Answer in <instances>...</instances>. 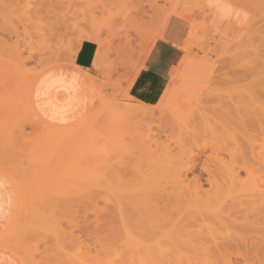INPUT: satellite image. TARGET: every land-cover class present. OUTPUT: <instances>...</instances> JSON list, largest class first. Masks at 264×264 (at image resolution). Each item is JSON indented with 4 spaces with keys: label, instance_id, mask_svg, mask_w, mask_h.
Wrapping results in <instances>:
<instances>
[{
    "label": "rangeland",
    "instance_id": "1",
    "mask_svg": "<svg viewBox=\"0 0 264 264\" xmlns=\"http://www.w3.org/2000/svg\"><path fill=\"white\" fill-rule=\"evenodd\" d=\"M220 1L225 4L224 16L227 22H220L224 27L229 28L234 24L242 25L246 14H248L249 21L240 37L228 38L213 26L210 14L213 15V19L215 15L213 12L209 14L206 11L205 0H0V264H141L140 258L130 255L125 245L128 239L146 243L150 236L146 237V240L142 239L144 236L134 229L137 223L134 222L136 223L134 225L131 221H137L141 227L151 228L154 231L153 235L155 234L154 239L151 240L165 242L166 246L168 241L170 244V234L173 236L172 239L177 238L175 233L168 232L172 222H174L173 226L176 224L175 226L179 229L184 227V224L188 225L194 222L200 224L202 216L208 220L215 219L213 220L215 223L219 221L213 211L205 212L208 210H202L201 204V209H199L198 201L196 204L185 202L184 206L179 204L172 207V203L176 201V197L181 196V192H173L170 187V184L173 183L169 180L174 177L171 175H174L171 171L173 168L176 171L184 169L181 168V165H185L190 158H193L189 162L188 167L190 168L187 172L184 171L187 167L182 170L188 174V182L195 180L198 182L200 179L204 192L211 191V186L213 188V185L215 186L217 183L215 179L220 183H227L229 186L227 178L231 173L228 172L229 174L224 178L223 172L227 174L228 169L233 172L232 170H243L244 167H246V171L252 170L254 167L252 164L255 165L258 154H252L251 145L254 147L258 145L255 149L264 145L257 144L258 141L264 143L261 142L264 134H261L258 127L260 125L256 122L258 121L256 119L260 118L259 120L264 124V107L260 106L263 101L258 102V99H261V95L264 94L260 84V81L264 79V8L260 9L264 7V1L248 0L251 4L249 8L241 6L243 0ZM198 7L203 8L202 11ZM184 9L190 12H184ZM197 9L200 11L198 14ZM191 11L195 13H191ZM187 13L190 15H185ZM156 17L159 19L161 17L162 22L159 19L157 21ZM176 17L187 19L191 26L188 41L183 48L184 57L178 68L174 69L170 85L157 105L149 106L136 102L128 93L131 79L140 69L156 39L163 38L162 32L168 20ZM193 19L196 25L193 24ZM84 41L95 42L98 45L93 71L83 70L74 63V56ZM207 42H210V46ZM228 43L232 45L239 43L241 54L239 50L237 51L239 55L235 54V57L223 52L226 51L224 47H227ZM249 44L254 47L253 50L260 51L259 57L258 55L253 56L254 53L250 54L251 58L257 57L248 59V62H251L250 67L246 60L248 55L244 53ZM232 49L236 50L235 47ZM210 50L215 52L210 53ZM205 53L208 57H212L211 60H208V57L203 60V57L207 56ZM231 57L234 59L229 60ZM197 58L201 60H197ZM203 61L204 63L201 64L200 62ZM217 62L220 66L217 64L216 66L222 70H217L218 67L215 66ZM226 62L230 64V67L234 64L232 68L235 67L234 70H237L238 77L241 78L237 79V82L234 81L237 74H233V71L230 72L229 68L230 74L224 76L230 75V77L226 76L227 78L220 79L225 73L223 67L227 65ZM244 65L245 67L241 69ZM257 67H261L259 68L261 74ZM249 68L253 70L249 71ZM217 71L221 72L217 73ZM248 77L251 78L248 79ZM259 77L260 79H258ZM224 78L228 80L231 78L234 82L231 85L230 83L229 85L224 84L226 83V80L222 82ZM220 80L221 82H217ZM251 87L258 89L259 98L255 96L257 89L250 90ZM208 89H212V92L215 91L214 94H211L212 96L218 95V92L221 94L222 91L225 95L228 93L233 97H230L231 99L236 100L237 106L247 112H250L252 108L246 107L251 102L253 108L257 110L260 108L263 111H260L262 116L257 117L258 111L253 109L252 114H256L257 117L256 119L254 117V120L251 119L253 126L251 124L247 125L248 127L243 126L244 124L241 122H237V125L234 126L219 123L222 127L227 126L228 128L222 129L221 127L220 129L217 127L220 126L218 124L216 129L209 127L206 132L208 127L203 125L207 128L204 131V128L201 127L200 133L198 127L202 126L204 119L214 118L213 112L207 109L209 104H206V95L208 94L209 97V93H212ZM247 89H249V93ZM243 102L245 106H243ZM250 104L249 106H251ZM134 106L141 108L142 111L162 108L158 112L156 111V118L150 123L149 121L144 122L145 124L149 123L148 125L129 121L126 126L124 124V127L120 121V114ZM164 108L166 109L164 110ZM205 113L206 116H204ZM193 116H198V118L195 120ZM199 117L203 121H197L200 119ZM196 123L199 124L198 127ZM121 124L122 126H120ZM165 124L168 125L165 126ZM210 129L212 131L209 132ZM196 131L197 133H195ZM225 133L227 139L224 136ZM249 134L256 138L251 136L250 140ZM143 136L144 139L146 138L145 141ZM223 138L226 140L225 142ZM151 139L155 143L150 141ZM230 141L237 143L232 144ZM251 141H254L256 145ZM157 143L164 147L166 154L168 151L170 152V146H172L173 151L171 150V155H168V157L171 156V158L169 157L171 160L166 158V154H164L166 157L162 155L163 147L161 146L160 149L159 146H156ZM117 144L122 149L116 147ZM213 146L214 148H212ZM220 147H223V150ZM225 147L226 150L228 148L229 151L226 152L229 153L223 154ZM215 148L219 149L218 152L214 150ZM147 149L149 151L143 154ZM220 149L222 152H219ZM118 150L119 153L116 155L115 152ZM152 150L155 154H151L154 155V158L157 157L155 159L151 154H148ZM158 150L162 152H160L162 156L159 155ZM259 150L255 154L259 153ZM238 151L243 155L237 156ZM111 152H114L115 155ZM118 155L119 157H117ZM163 157L166 158L164 160L166 165L173 164L172 169L169 168L171 164L164 166L165 163L156 162L163 160ZM235 157H237L236 160ZM244 158L245 162L248 159L250 161L243 163V166L241 161ZM252 158L255 161H252ZM217 159L221 163H228V168L224 166L226 164L222 163L224 169L221 163L218 164ZM237 159L239 160L237 161ZM257 163V166H260L259 162ZM204 165H208L207 167L213 169V172L207 173L208 169ZM165 167L170 171L169 173L167 170L171 178L163 169ZM255 167L253 170H256ZM157 168L159 171L156 170ZM220 169L221 175L218 173ZM156 171L160 173L157 174ZM164 172H166L168 180L163 178L166 176L163 175ZM252 172L250 175L254 174V176H248V178L249 171L248 174L245 171H239L241 175L239 180H243L244 184L245 181H248L249 184H255L257 181V184L262 186L264 174L260 175L262 173L260 171L256 172L257 174ZM117 174L123 178V180L120 178L122 181L117 177ZM147 175V182L140 178ZM209 177L212 178L210 181ZM149 178L154 183H149ZM207 180L211 184L210 186ZM166 181L167 184L164 183ZM192 183L189 185L190 189L194 191L193 187L196 182ZM244 184L240 183V187L237 183L233 184L236 188L232 186V189L238 190L241 186L244 188ZM227 185H224L226 189ZM144 186H147L146 189ZM242 188L238 190L240 193L235 190L238 194L235 192L232 194L230 186V189H227L230 190L227 203L232 204L230 198L235 196L237 199V196H240L245 190ZM249 188L251 187L249 186ZM144 189L148 191V194H144L141 198L154 201L153 206L158 204V208L163 209L162 212L165 211L164 214L161 213L163 216L156 219L154 218L156 216H153L152 218L150 212L147 211V206L139 198L137 201L130 200L131 203L126 202L127 199H132ZM242 190L243 192H241ZM207 191L205 193H208ZM182 193L190 198L192 192L186 190L187 194L184 191ZM247 193L245 192V194ZM187 196L182 198L183 201L188 199ZM243 197L246 198V196ZM239 198L241 197H238V200ZM250 198L247 202L249 206L242 198L243 201L240 200L242 204L238 201L240 205L238 208L236 205V208L232 210L230 218L228 215L223 216L222 219H229V222H235L234 224L221 226L218 223L217 227L224 226L221 230L218 228L222 235L225 229L228 233L235 234V236L232 235L234 237L241 236L240 239L251 241L255 248V250L249 248V250H253L251 253L254 254L257 248H261L256 252L264 254V225L260 223L264 222V212L261 214L259 210L262 209L257 208L260 204L259 197L258 200L255 199L258 202L256 208H253L252 203L256 204L257 202L252 201V198L257 197L252 194ZM244 203L246 208H241ZM250 205H252L251 210L257 209L256 211L261 214L260 219H258L259 214L257 215L255 212L252 213L256 215V217L253 216L254 218L252 214L246 213L247 210L251 211ZM139 209L140 211H138ZM205 213L207 214L205 215ZM125 217L127 220L130 219L131 221L128 222L132 224H130L132 229L128 233H123V227H121ZM215 223L212 222V225ZM11 226H14V230L11 229ZM165 229L168 230L165 231ZM237 239L240 242L237 243L241 244V247L245 245L244 243H250L249 241L243 243L242 240ZM232 245L235 246L234 243ZM249 246L251 245L249 244ZM247 248L243 247V252H240L246 253ZM161 250L167 251L166 248ZM249 250L248 253H250ZM215 253L208 258L210 264H226V261L229 264H250L248 260L251 257L246 263L244 261L247 258L244 259L243 254L239 259V255H235L234 252L230 257V253L225 256L219 252ZM253 254L251 255L253 256ZM158 255H160V251H158ZM158 255L153 260L157 261ZM233 255L237 257L235 258ZM253 257L252 262L255 260L257 264L259 260L264 263V260L261 261L258 256H255L258 260ZM159 258L164 261L161 264H170V261L177 264L182 263L170 254Z\"/></svg>",
    "mask_w": 264,
    "mask_h": 264
},
{
    "label": "bare ground",
    "instance_id": "2",
    "mask_svg": "<svg viewBox=\"0 0 264 264\" xmlns=\"http://www.w3.org/2000/svg\"><path fill=\"white\" fill-rule=\"evenodd\" d=\"M155 1V0H154ZM208 0H205V4H206V2H207ZM226 1V0H225ZM264 1V0H263ZM256 2V1H255ZM260 2V1H259ZM150 3V2H149ZM183 3V2H182ZM157 4V3H156ZM241 6H244V7H248L249 8V6L251 5L249 2H248V0L246 1V0H243V1H241ZM263 4V3H262ZM183 6H186V5H183ZM182 6V7H183ZM192 6V5H191ZM194 6V5H193ZM204 7V6H203ZM178 8H179V6H178ZM199 8V7H198ZM247 8V9H248ZM260 8V7H259ZM263 8L264 7H262V8H260V9H262L263 10ZM183 9V8H182ZM191 9H192V7H191ZM199 9H201V8H199ZM199 9H197V14H198V11H199ZM203 9V8H202ZM202 9L200 10V11H202ZM190 10V9H189ZM185 11H187V10H185L184 9V12ZM194 11H195V9H194ZM194 11H191V13L193 12V13H195ZM200 11H199V13H200ZM207 11L209 12V13H211L210 12V10H208L207 9ZM249 11V10H248ZM253 11V10H252ZM187 12H190V11H187ZM251 12V11H250ZM256 12V11H255ZM251 14V13H250ZM185 15H190V13L188 14H185ZM206 15V14H205ZM191 16H192V14H191ZM169 17H171V16H169ZM255 17V16H254ZM157 18V17H156ZM257 18V17H256ZM158 19H159V17L157 18V21H158ZM160 19H161V17H160ZM159 19V21H161ZM194 20V19H193ZM255 20V19H254ZM259 20V19H258ZM156 21V22H157ZM191 21V20H190ZM162 22V21H161ZM251 22V21H250ZM158 23H160V22H158ZM157 23V24H158ZM193 24H195L196 25V22H195V20L193 21ZM195 25H193V26H195ZM208 34V33H207ZM204 35V34H203ZM208 36V35H207ZM214 36V35H213ZM262 37V36H261ZM202 38H203V36H202ZM199 40V39H198ZM208 40V39H207ZM209 40H210V38H209ZM263 40V39H262ZM231 42H233V41H231ZM203 43V42H202ZM208 43V42H207ZM241 43V42H240ZM210 44V42L208 43V45ZM197 45V44H196ZM204 45V44H203ZM243 45H244V43H243ZM247 45V44H246ZM250 45V44H249ZM249 45H248V47H246L247 48V50H246V52H244L246 55H248L247 57H246V55H245V57L247 58L246 60H247V62L249 61V60H251V59H253V58H255V57H250L251 55L250 54H253V56H257L258 55V57L260 56L259 55V52L258 51H256V49L255 50H253L254 49V47H252V45H250V47H249ZM258 45V44H257ZM256 45V46H257ZM205 46V45H204ZM207 46V45H206ZM210 46V45H209ZM245 46V45H244ZM255 46V47H256ZM197 48H198V46H196ZM233 47H235V49L236 50H233L232 48ZM201 48V47H200ZM205 48V47H204ZM225 49H226V51L224 50L223 52H225L226 54H229V55H232V56H234L235 54L236 55H239V53H240V51H242L241 50V46H240V44L238 43V44H236V45H232V44H230V43H228V45H227V47H224ZM249 48H250V50H253V51H251L250 52V50H249ZM264 48V47H263ZM203 49V48H202ZM189 50V49H188ZM207 50H208V48H207ZM239 50V53L237 52ZM202 51H204V50H202ZM214 50H212V52H213ZM210 53H212L211 52V50L209 51ZM215 52V51H214ZM206 55H207V53H205ZM205 54H203L204 56H205ZM241 54V53H240ZM244 55V54H243ZM197 56V55H196ZM195 56V57H196ZM242 56V55H241ZM208 57V55L206 56V57H203V60H204V58H207ZM235 57V56H234ZM264 57V56H263ZM212 58V57H211ZM211 58L210 57H208L207 59L209 60H211ZM225 58V57H224ZM233 57H231L229 60H231ZM257 58V57H256ZM255 58V59H256ZM206 59V60H207ZM226 59V58H225ZM224 59V60H225ZM234 59V58H233ZM249 59V60H248ZM261 59V58H260ZM197 60H201V59H198L197 58ZM196 60V61H197ZM205 62H207L208 63V61H205ZM215 62V61H214ZM201 64L202 63H204V61L203 62H200ZM199 63V64H200ZM227 63V62H226ZM232 63V62H231ZM249 64V67H250V63L251 62H248ZM258 63H259V61H258ZM213 64V63H212ZM211 64V65H212ZM216 64L218 65V62L217 63H215V66H216ZM233 64V63H232ZM239 64V63H238ZM209 65V64H208ZM208 65H207V67H208ZM229 65V66H228ZM234 65V64H233ZM233 65L230 67V64L229 63H227V65H225V67H223V71L225 70V73L220 77V79H222V77H225V78H229L230 77V75L229 76H224L225 74H230V72H232L233 74H237V78H236V80L234 79V81H236L237 82V79H239L240 77H238V72H237V70L235 71L234 70V68H232L233 67ZM205 66V65H204ZM212 66H214V65H212ZM215 66H214V68H215ZM218 66H220V64L218 65ZM218 66H216V67H218ZM239 66H241V65H239ZM264 66V65H263ZM262 66V67H263ZM222 67V66H221ZM245 67V65L243 66V67H241V69H243ZM212 68V67H211ZM214 68H213V70H214ZM230 69V72H229V69ZM240 68V67H239ZM238 68V69H239ZM254 68H256V67H254ZM258 68V67H257ZM259 68H261V67H259ZM259 68H258V71H259ZM217 69V68H216ZM222 70V68H219L218 67V69L217 70ZM226 69H228V70H226ZM240 69V70H241ZM246 70V69H245ZM250 70H253L252 68H249V71ZM215 71V70H214ZM226 71H228V72H226ZM235 71V72H234ZM244 71V70H243ZM248 71V70H247ZM218 72H221V71H217V73ZM261 71H259V73H260ZM216 73V72H215ZM223 73V72H222ZM242 73V72H241ZM244 73H245V71H244ZM244 73H243V75H244ZM240 74V73H239ZM261 74V73H260ZM216 75V74H215ZM218 75V74H217ZM219 75H221L220 73H219ZM264 75V74H263ZM262 75V76H263ZM257 76V75H256ZM215 77H217V76H215ZM232 77V76H231ZM223 79L222 80V82L224 81V80H226L225 82L226 83H224V84H228L229 85V83H230V85H231V83H233L234 81L233 80H231V78L228 80V79ZM235 78V77H234ZM243 78V77H242ZM246 78V77H245ZM251 78V77H250ZM249 77H248V79H250ZM253 78V77H252ZM213 79V78H212ZM233 79V78H232ZM241 79V78H240ZM239 79V80H240ZM258 79H260V77L258 78ZM214 80V79H213ZM213 80H211V81H213ZM216 80H217V78H216ZM247 80V79H246ZM245 80V81H246ZM253 80H255L256 81V79H253ZM252 80V81H253ZM264 80V79H263ZM263 80H261L260 81V84H261V87H263V91H264V81ZM228 81V82H227ZM244 81V82H245ZM251 81V82H252ZM217 82H221V80L220 81H217ZM235 82V83H236ZM239 82H241V81H239ZM243 82V81H242ZM250 82V81H249ZM258 82V81H257ZM256 83V82H255ZM259 83V82H258ZM218 84V83H217ZM223 84V83H222ZM224 84L222 85L223 87H224ZM251 84V83H250ZM253 84V83H252ZM212 85H215V84H212ZM219 85V84H218ZM221 86V85H220ZM220 86H217V87H220ZM253 86V85H252ZM225 87H227V86H225ZM213 89V88H212ZM212 89H208L209 91H211ZM216 89H218V88H216ZM223 89V88H222ZM257 88H255L254 89V87L252 88H250V90H256ZM214 90H215V88H214ZM213 90V92L215 93V91ZM219 90H221V89H219ZM248 90V93H249V89H247ZM260 90V89H259ZM218 91V90H217ZM263 91H262V93H263ZM212 92V91H211ZM209 93L210 95H209V97H208V94L206 95L207 96V102H206V104L208 105V110H210V111H212L213 113H212V115H213V119H207V118H205L206 119V121H205V119H204V121L203 120H201V117H199L200 119H198L197 121H203L202 122V126H200V127H198L199 126V124L197 125V123H196V125H197V127H198V130H199V128H200V133H201V127H203V125L204 126H207L206 128H207V131L206 132H208V129H209V127L210 128H212V129H216V126L220 123V124H224L225 125V123L228 125V124H230V125H237V122L239 123V122H241L242 124H244L243 126H247V125H252L253 126V121L251 120V119H253L254 120V117H255V119L257 118V117H259V115L260 116H262L261 114V112H263V111H261L260 110V108H259V110H257L256 108H253V105L252 104H250L251 106H249V104H247L248 106H246V107H252L251 108V110H250V112H247V110H245V109H241L240 107H238L237 106V104H236V100L235 99H231V98H233L232 96H229V94L227 95V97H226V95L224 94V92L222 91V96H224L223 98H222V96H221V94H219V92H218V95H216V96H212L211 94H214V93ZM247 92V91H246ZM252 92V91H251ZM247 93V94H248ZM259 92H258V89H257V95L255 94V96H258V98L260 97L259 96V94H258ZM260 93H261V91H260ZM206 94V93H205ZM217 94V93H216ZM224 94V95H223ZM252 95H254L253 93H252ZM252 95H249V96H252ZM206 96L204 95V97L206 98ZM211 96V97H210ZM228 96H229V99H228ZM262 97H260L261 99H258V102L260 101V103H261V105L260 106H262V107H264V94L263 95H261ZM204 97H203V99H204ZM231 97V98H230ZM245 97V96H244ZM224 98H226V99H224ZM255 98H257V97H255ZM227 100V101H226ZM235 100V101H234ZM252 100V99H251ZM246 102H248V100H246ZM254 102V101H253ZM205 103V102H204ZM203 103V104H204ZM200 104V103H199ZM198 104V105H199ZM240 105V104H239ZM200 106V105H199ZM243 106H245L244 105V102H243ZM198 107V106H197ZM204 107V106H203ZM245 107V108H246ZM261 107V108H262ZM161 108L162 107H160V108H157V110L156 109H151V110H144V111H142L141 110V108H139V107H136V106H134V108H128V109H126L123 113H119L120 115H121V123H123V126H124V124H125V126L128 124V122L129 121H134V122H136V123H143L144 125H148L149 123H150V121L151 120H153V119H155L156 118V113L159 111V110H161ZM201 108V107H200ZM166 108H164V110H165ZM196 109H199V108H196ZM207 109H205L206 111H207ZM253 109H255L256 110V112L258 111V113L260 112V114H258L257 113V117H256V114H252V110ZM204 110V111H205ZM249 110V109H248ZM254 110V111H255ZM263 110H264V108H263ZM157 111V112H156ZM203 112V111H202ZM208 112V111H207ZM168 113V112H167ZM196 113H197V111H196ZM211 113V112H210ZM249 113H251V115H249ZM253 113H255V112H253ZM164 114V113H163ZM171 114V113H170ZM195 114V113H194ZM160 115V114H159ZM196 115H198V114H196ZM201 115H203V114H201ZM210 115V114H209ZM253 115V117H251L250 118V116H252ZM264 115V114H263ZM168 116H169V114H168ZM204 116H206V113H205V115ZM118 117V116H117ZM194 117V119L195 118H198V116L197 117H195V116H193ZM192 117V118H193ZM172 118V117H171ZM177 118V117H176ZM179 118V117H178ZM191 118V119H192ZM208 118H210V117H208ZM173 119V118H172ZM171 119V120H172ZM180 119V118H179ZM203 119V118H202ZM260 119V118H259ZM259 119H256V120H258V121H256L260 126H258L259 127V129L261 130V134L263 135L264 133V124H263V122H261ZM118 120V119H117ZM183 120V119H182ZM196 120V119H195ZM146 121L148 122L149 121V123L148 124H145L146 123ZM162 121V120H161ZM164 121V120H163ZM170 121V120H169ZM175 121H177V120H175ZM180 121V120H179ZM199 121V122H200ZM145 122V123H144ZM160 122V121H159ZM166 122V121H165ZM164 122V123H165ZM171 122H173V121H171ZM178 122V121H177ZM177 122H176V124H177ZM184 122H185V120H184ZM120 123V122H119ZM118 123V124H119ZM163 123V122H162ZM175 123V122H174ZM257 123H254V124H256V125H258ZM175 124V125H176ZM187 124V123H186ZM195 124V123H194ZM219 124V125H220ZM162 125V124H161ZM168 125V124H167ZM166 124H165V126H167ZM170 125H171V123H170ZM188 125H190V124H188ZM240 125V124H239ZM120 126H122V124L120 125ZM124 126V127H125ZM172 126V125H171ZM242 126V125H241ZM192 127V129H193V126H191ZM196 127V126H195ZM195 127H194V129H195ZM197 127H196V129H197ZM217 127H220V129H221V127H222V125H220V126H217ZM228 128L227 126H223L222 127V129L223 128ZM230 127V126H229ZM248 127V126H247ZM166 128V127H165ZM204 128V129H203ZM202 129L205 131L206 130V128L205 127H203ZM236 128V127H235ZM250 128H252L251 126H250ZM249 128V129H250ZM256 128V127H255ZM254 128V129H255ZM133 129V128H132ZM136 129V128H135ZM135 129H133V130H135ZM163 129V128H162ZM190 129V128H189ZM195 129V130H196ZM219 129V130H220ZM232 129V128H231ZM245 129H247L246 127H245ZM129 130H131V129H129ZM171 130V129H170ZM188 130V129H187ZM217 130H218V128H217ZM236 130V129H235ZM210 131H212L211 129L209 130V132ZM221 131H223V130H221ZM234 131V130H233ZM250 131V130H249ZM148 132H150V131H148ZM174 132V131H173ZM189 132V131H188ZM190 132H191V130H190ZM190 132H189V135H190ZM217 133H218V131H216ZM130 133V132H129ZM194 133V132H193ZM195 133H197V131L195 132ZM194 133V134H195ZM199 133V134H200ZM204 133V132H203ZM213 133V132H212ZM223 133H224V131H223ZM257 133H259V132H257ZM149 134H151V133H149ZM153 134V133H152ZM176 134H178V133H176ZM187 134V133H186ZM167 135H168V133H167ZM189 135H186V136H189ZM227 134L225 133L224 134V136H226ZM232 135V134H231ZM258 135V134H257ZM173 136H176V135H173ZM172 136V137H173ZM194 136V135H193ZM221 136H222V134H221ZM251 136H253V135H251V134H249V138H250V140H251ZM259 136V135H258ZM264 136V135H263ZM190 137H192V136H190ZM254 138H256L255 136H253ZM148 138L150 139V137L148 136ZM147 138V139H148ZM193 138V137H192ZM191 138V139H192ZM198 138V137H197ZM196 138V139H197ZM226 139H227V136L225 137ZM229 138V137H228ZM231 138V137H230ZM246 138V137H245ZM261 138V137H260ZM124 139V138H123ZM143 139H144V136H143ZM146 139V138H145ZM145 139H144V141H145ZM160 139V138H159ZM174 139H175V137H174ZM173 139V140H174ZM181 139H182V137H181ZM189 139V138H188ZM232 139V138H231ZM234 139L236 140V138H235V135H234ZM234 139H232V140H234ZM247 139V138H246ZM121 140V139H120ZM142 140V139H141ZM172 140V141H173ZM194 140V139H193ZM223 140H224V138H223ZM253 140H256V139H253ZM150 141H153L154 142V140H150ZM159 141V140H158ZM162 141V140H161ZM161 141H160V144H161ZM171 141V140H170ZM179 141H181V140H179ZM226 140H224V142H225ZM147 142V141H146ZM223 142V141H222ZM231 142V141H230ZM252 143L254 142V141H251ZM257 142V141H256ZM261 142H264V138H263V141H261ZM148 144H150V142H147ZM155 143V142H154ZM163 143V142H162ZM232 143V142H231ZM235 143H237V142H235ZM235 143H232V144H235ZM119 144V143H118ZM118 144H117V146L116 147H118V148H120L121 146H118ZM120 144H121V142H120ZM119 144V145H120ZM158 144V143H157ZM253 144H255V142L253 143ZM257 144H264V143H260L259 141L257 142ZM144 145V144H143ZM212 145H215V144H212ZM211 145V146H212ZM219 145V144H218ZM221 145V144H220ZM224 145V144H223ZM243 145H245V144H243ZM247 145H248V143H247ZM246 145V146H247ZM256 145V144H255ZM107 146H109V145H107ZM115 146V145H114ZM149 146V145H148ZM155 146V145H154ZM156 146H159V148L161 149L162 147L158 144V145H156ZM238 146V145H237ZM237 146H235V147H237ZM242 146V145H241ZM256 146H258V145H256ZM255 146V147H256ZM171 147V150L173 151V149H172V146H170ZM205 147V146H204ZM218 147V146H217ZM235 147H234V149H235ZM244 147V146H243ZM251 147H252V150H251V152H252V154L253 155H257L258 156V160H256V163L257 162H259V164H260V168L257 166V164L255 163V165H256V167H255V165H253L252 164V162H250L251 164H252V166H254L255 167V169L257 170V168H259L258 169V171H260V172H262V173H260V175L261 174H264V170H262V169H264V145H262V146H260V147H258V149H260L258 152L259 153H256L255 154V152H257V150L258 149H255V147L254 146H252L251 145ZM124 148H125V146H124ZM123 148V149H124ZM144 148H145V146H144ZM149 148H151V147H149ZM156 148V147H155ZM205 148H207V147H205ZM212 148H214V146L212 147ZM220 148H222V150H223V147H220ZM246 148V147H245ZM108 149H110V148H108ZM121 149H122V147H121ZM153 149V148H152ZM238 149V148H237ZM239 149H241V147H239ZM244 149V148H243ZM164 147H163V150H161V151H159V153L161 152L162 153V155H164V154H166V153H164ZM170 150V152L168 151L167 152V157L166 158H171V156H169L168 157V155H171L170 153L172 152ZM211 150H213V149H211ZM214 150H216V152H218L217 150H219V149H214ZM227 150H228V148H227ZM226 150V147H225V152L223 151V154L224 153H229V152H226L227 151ZM115 151H116V149H115ZM149 150L147 149V151H142L143 152V154L145 153V152H148ZM156 151V150H155ZM229 151V150H228ZM235 151H236V149H235ZM121 152H122V150H121ZM120 152V153H121ZM215 152V153H216ZM219 152H222L221 151V149H220V151ZM240 151H238V154H237V156L239 155V154H242V153H239ZM99 153V152H98ZM113 155H117L118 153H119V150L117 151V152H115V154H114V152H111ZM151 153H153V150L151 151V152H149L148 154L150 155ZM161 153L159 154V155H161ZM122 154H124V153H122ZM147 154V153H146ZM153 154H155V153H153ZM205 154V153H204ZM111 155V154H110ZM148 155V156H149ZM152 155V154H151ZM158 155V157H160ZM161 155V156H162ZM185 155V154H184ZM183 155V156H184ZM228 156L230 155V154H227ZM243 155V154H242ZM250 155V154H249ZM144 156V155H143ZM153 156V158H154V155H152ZM246 156V155H245ZM116 157V156H115ZM117 157H119V155L117 156ZM151 157V156H150ZM165 157H163L164 159L163 160H159V161H156V162H160L159 164H162V163H165V165L164 166H169L171 163H168L167 165H166V162H164V160L166 159ZM239 157H241V156H239ZM252 157V156H251ZM155 158H157V157H155ZM154 158V159H155ZM169 158V159H170ZM178 158H179V156H178ZM236 158L237 157H235V160H236ZM255 158V157H254ZM254 158H252L251 160L252 161H255V159ZM150 159V158H149ZM153 159V160H154ZM187 159H188V157H187ZM193 158H190L189 160H188V162L187 163H185V161L183 162V163H185V165L183 164V165H181L182 167L181 168H186L185 170L184 169H181V170H178V171H176V170H174V168L172 167V165L173 164H171V167L169 166V168H173V170H171L173 173H174V175L173 174H171L172 176H174L171 180H169V181H171L173 184H170L171 186V188H172V191L174 192H181V196H178V197H176V201H174V203H172V207H174V206H176V205H183L184 206V204L186 205V203L188 204L189 202V204H196V202L199 204V209H201V207H200V204L202 205V207H203V209L202 210H205V209H207L208 211H205V212H210L209 210H211V211H213V213L215 214V216L218 218V220L219 221H217L216 223H215V221H213V220H215V219H210V220H208V219H206L205 217H203L202 216V218H201V223L200 224H195V222L194 223H190V224H184L185 226L184 227H181V228H177V226H175L176 224H174V226H173V223L174 222H172V226H170V224H169V230L168 229H165V231L166 230H168V232L169 233H175L174 235H176L177 236V238L176 239H172V237L173 236H171V234H170V238H171V240H170V244H169V241H168V244H167V246H166V244L164 245V243H161V242H154V241H156V240H151V239H154V235H153V232L154 231H152V229L150 228H148V226L146 227V226H143V227H141L140 226V224L138 225V222L137 221H131L130 219V221H131V223H133L134 225L137 223V226L135 225L133 228L134 229H136V231L137 232H139L141 235H143L144 237L142 238V239H145L146 240V237H149L150 236V239L149 240H146V243H142V242H134V241H132L131 239H128L127 240V242H126V245H125V247H126V249H127V252L130 254V255H133V256H137L138 258H140V260L141 261H139L141 264H161V263H163L164 261L163 260H160V256H165V255H167V256H169V254L170 255H174L175 256V258H177L178 260H180L182 263L181 264H210L209 263V260H208V258L209 257H211V256H213V255H215L216 253L215 252H219V253H221L223 256H225V255H229V253H230V255H229V257L230 256H232V253L234 252L235 253V255L236 254H238L239 256H238V258L240 257V256H242V254L244 255L243 256V258L244 259H246L244 262H246L250 257V259L248 260V262L250 263V264H256V262H255V260H253V262H252V257H253V259H255L257 256L259 257V255H261L260 257H259V259L261 258V261H263L264 260V254H263V252L260 254V253H258V252H256V251H258V250H261V248H257V246L255 245V247L258 249H256V251H254L255 253L253 254V253H251L253 250H255V248H254V245L253 244H251V241H249L250 243H244V242H248L247 240L245 241V239L243 240L242 238L240 239V237L241 236H237V237H234L235 236V234H232L231 232L230 233H228V231L227 230H225L224 229V234L222 235V233H220L219 232V229L221 230L223 227H221L223 224H226V225H231V224H234L235 222H233V223H231L232 221H230L229 222V219H222L223 218V216H225V215H228V217L230 218L231 216H232V210H234V208H236V205H237V208H238V205H240V204H238L239 202L241 203V201L240 200H242V198L246 201V203L247 202H249V199L248 198H250L251 197V195L253 194L254 196H256L257 198H252V201L253 200H255V199H257L258 200V197H259V205L261 206V205H263L262 207H260L259 205H258V207H257V204H258V202L255 204V203H252L253 204V208H258V209H262V210H259V211H261L260 213L262 214V212H264V204H262V202H264V187H262L261 185L259 186V184H257V181H256V183L254 184V183H250L249 184V182L248 181H245V184H244V181L243 180H239V177L241 176L240 175V173H239V171H245L247 174H248V171L250 172L249 173V175H247V177L248 176H251L250 174H251V172H252V170L254 169V167H252L251 165V167H252V170L251 169H248L247 171H246V167H244L243 168V170L241 169V170H239V171H237V170H232L233 172H230L229 171V169H228V171L226 172L227 174H224L225 172H223V174L222 173H220V171H221V169L219 170V172L218 173H220V175L222 174V176L223 175H225V176H223L224 178L225 177H227V175L229 174V173H231L230 174V176L227 178V180H228V183H229V186L227 185V183H223V186H221V184L222 183H220L218 180H216L215 179V181L218 183H216V185L214 186L213 185V188H212V186H211V191H207L208 193H205L204 192V189H203V185L200 183V179L198 180V182H197V180H195L194 182L193 181H190L192 184H194L195 182V184H194V191H193V189H190V185L189 184H191L190 182H188L189 180H187V179H189L188 178V174L186 173L187 172V170L190 168V167H188V165H190L189 164V162H191L190 160H192ZM239 159H241L242 160V158H239ZM239 159H237V161L239 160ZM248 159V158H247ZM151 160V159H150ZM158 160V159H157ZM171 160V159H170ZM181 160H182V158H181ZM218 161H219V159H217ZM240 160V161H241ZM249 160V159H248ZM248 160H247V162H245V158L243 159V161H241V163H242V165L244 166V164L243 163H248ZM236 161V162H237ZM240 161H239V163H240ZM250 161V160H249ZM154 162H155V160H154ZM162 162V163H161ZM171 162V161H170ZM179 162H181V161H179ZM205 162V161H204ZM149 163V162H148ZM193 163V162H192ZM191 163V164H192ZM221 163V161H219L218 162V164H220ZM223 163V162H222ZM222 163H221V165H222ZM254 163V162H253ZM202 164V163H201ZM223 164H226V165H224V166H227V164L228 163H223ZM156 165H158V164H156ZM162 165V167H164ZM179 165V166H180ZM206 165V164H205ZM204 165V166H205ZM233 165H236V164H234L233 163ZM237 165L238 166H240V164H238L237 163ZM241 165V166H242ZM159 166H161V165H159ZM179 166H178V168H179ZM183 166H185V167H183ZM208 166V165H207ZM207 166H205L207 169H205V171L207 172V173H212L213 171V169H211V168H208ZM223 166V165H222ZM224 166H223V168H224ZM242 166V167H243ZM247 166V165H246ZM204 167V168H205ZM231 167H232V164H231ZM237 167V166H236ZM134 168V167H133ZM160 168V167H159ZM177 168V169H178ZM221 168V167H220ZM226 168H228V166L226 167ZM233 168V167H232ZM247 168H248V166H247ZM162 169V168H161ZM160 169V170H161ZM164 170H166V172H167V170L168 169H166V167L165 168H163ZM217 169H219V167H217ZM225 169V168H224ZM224 169H222L223 171H224ZM239 169H240V167H239ZM156 170H158V168L156 169ZM182 170H184V171H186V172H182ZM193 170V169H192ZM191 170V171H192ZM231 170V169H230ZM256 170H253V172H255ZM159 171V170H158ZM212 171V172H211ZM216 171V170H215ZM214 171V172H215ZM258 171H256V172H258ZM157 172V171H156ZM160 172H162V170L160 171ZM160 172H157V174H159ZM166 172H164V174L163 175H166L165 177H163V178H166L167 179V174H169L170 173V171L168 170V172H167V174H165ZM171 172V173H172ZM176 172V173H175ZM222 172V171H221ZM229 172V173H228ZM252 172V173H253ZM255 172V173H256ZM258 173V174H259ZM156 174V175H157ZM257 174V173H256ZM113 175V174H112ZM151 175H153V174H151ZM150 175V176H151ZM162 175V174H161ZM160 175V176H161ZM253 176H254V174H252ZM115 176V175H114ZM139 176H140V174H139ZM211 177H212V175H210ZM253 176H251V177H253ZM117 177L120 179H122L123 180V178L120 176V174L118 175L117 174ZM156 177V176H155ZM169 177H170V174H169ZM211 177H209L208 179H209V181H210V179H212ZM250 177V178H251ZM115 178V177H114ZM143 181L145 180V182H147L146 180L148 179V175L147 176H145V177H140ZM163 178H161V179H163ZM171 178V177H170ZM196 178V177H195ZM198 178V177H197ZM249 178V177H248ZM116 180H117V178H115ZM120 179V180H121ZM157 179V178H156ZM160 179V178H159ZM158 179V180H159ZM160 179V180H161ZM169 179V178H168ZM167 179V180H168ZM121 180V181H122ZM224 180H226V179H224ZM142 181V182H143ZM149 183L151 182V178H149ZM168 181V182H169ZM209 181L207 180V182L209 183ZM223 181V180H222ZM240 181V182H239ZM153 182V181H152ZM151 182V183H152ZM243 182V183H242ZM154 183V182H153ZM164 183H166L167 184V181L166 182H164ZM237 183V185L240 187V183H241V185L242 184H244L243 186H244V188H242V186H241V188L242 189H245L244 190V192H243V190L241 191V192H243L244 193V195H242L243 193H241V195L240 196H237V199H236V197L234 196L233 197V195H231V197H233L234 199H236V200H234L233 198L231 199L230 198V201L232 200V204L230 203H227V199L230 197V190L228 191L227 189H230V186H231V192H232V194H233V192H235V190H237V189H234V188H236V186L235 185H233V184H236ZM247 183V184H246ZM259 183V182H258ZM152 185V184H151ZM172 185H173V187H172ZM211 184L209 183V186H210ZM227 185V189H226V187L225 186ZM251 187V188H249V186ZM254 185V186H253ZM150 186V185H149ZM232 186H234V188L232 189ZM145 187V186H144ZM147 187V186H146ZM146 187H145V189H146ZM173 188H174V190H173ZM240 188V189H241ZM142 190V192H140L139 194H136L132 199L130 198V199H127L126 200V202L128 201V203L130 202L131 203V201L130 200H136L137 201V198H139V200L145 205V206H147V208H148V212H150V214L152 215H150V214H148V215H150L152 218H153V216H156V217H154L155 219L157 218V217H160L162 214L161 213H165V211H163L162 212V210H160L159 208H158V204L157 205H154L153 206V203H154V201H152V200H150V199H148V198H145V199H142L141 197L142 196H144V194H148V191H146V190ZM240 189H238V190H240ZM186 190H190L192 193H190V198L188 197V199L186 200L185 199V201H183V199L184 198H186V196H184L185 194L184 193H182L183 191L186 193ZM234 190V191H233ZM237 190V192H239L240 193V191H238ZM246 190H248V191H246ZM251 192H250V191ZM204 192V193H203ZM237 192H235V194L237 193ZM245 192L248 194H245ZM252 193V194H251ZM187 194V193H186ZM238 194V193H237ZM177 195V194H176ZM189 195V194H188ZM138 196V197H137ZM243 196H246V198H244ZM247 196H249L248 198H247ZM238 197H241V198H239V200H238ZM142 200H141V199ZM175 198V197H174ZM183 198V199H182ZM138 200V201H139ZM229 200V199H228ZM248 200V201H247ZM250 200H251V198H250ZM125 201V200H124ZM192 201V202H191ZM239 201V202H238ZM243 201V200H242ZM254 201V202H255ZM176 202V203H175ZM186 202V203H185ZM157 203H158V201H157ZM155 204H156V202H155ZM227 204H229V205H227ZM242 204V203H241ZM250 204H251V202H250ZM22 205V204H21ZM244 205V206H243ZM243 205H241V208H246V204L244 203ZM247 205H248V203H247ZM255 205V206H254ZM122 206V205H121ZM243 206V207H242ZM249 206V205H248ZM247 206V207H248ZM251 206L252 205H250V210H251ZM30 207V206H29ZM246 210V209H245ZM257 209H252L251 211H248L247 210V212L246 213H249V214H252V213H254L255 212V214H259L258 213V211H256ZM21 211V210H20ZM19 211V212H20ZM138 211H140V209L138 210ZM161 211V212H160ZM253 211V212H252ZM239 212V211H238ZM251 212V213H250ZM20 213H22V212H20ZM199 213H201L200 211H199ZM230 213V214H229ZM236 213H237V211H236ZM243 214H245L244 212H242ZM242 213H239V214H242ZM204 214V213H203ZM202 214V215H203ZM207 213H205V215H206ZM261 214H259L258 216H260V217H258V219H260L261 218ZM19 215H21V214H19ZM204 215V216H205ZM246 215V214H245ZM264 215V214H263ZM163 216V215H162ZM165 216V215H164ZM201 216V215H200ZM253 216H255L256 217V215H254V214H252V217ZM228 217H224V218H228ZM151 218V219H152ZM254 218V217H253ZM238 219V218H237ZM264 219V218H263ZM129 220H127V217H125V219H123V221H122V225H121V227H123L122 228V230H123V233L125 232V233H128V231L129 230H131L132 228L130 227V224L131 223H129L130 221ZM136 220H138V219H136ZM231 220V219H230ZM129 221V222H128ZM240 221V220H239ZM253 221H256V220H253ZM258 221V220H257ZM261 221V220H260ZM17 222V221H16ZM134 222H136V223H134ZM212 222L213 223H215L214 225H212ZM140 223V222H139ZM218 223H219V225H221L220 227H217V225H218ZM222 223V224H221ZM253 223V222H252ZM256 223H258V222H256ZM261 224L263 223V225H264V222H260ZM259 224V223H258ZM15 225V224H14ZM132 225V224H131ZM143 225H145V224H143ZM216 225V226H215ZM16 226V225H15ZM179 226V225H178ZM216 228H215V227ZM228 226V227H229ZM254 226H255V224H254ZM262 226V225H261ZM261 226H260V228H261ZM12 228L11 229H13L14 228V226H11ZM227 227V228H228ZM232 227V226H231ZM219 228V229H218ZM226 228V229H227ZM259 228V227H258ZM10 229V230H11ZM149 229V230H148ZM231 229V228H230ZM230 229H228V230H230ZM263 229V228H262ZM14 230V229H13ZM125 230V231H124ZM127 230V231H126ZM227 232V233H226ZM168 233V234H169ZM139 234V235H140ZM227 234H229L228 236H227ZM238 234V233H237ZM153 235V237H151ZM166 235H167V233H166ZM231 235V236H230ZM232 235H234V236H232ZM208 236V237H207ZM224 236V237H223ZM157 237V236H156ZM237 238H239V240H242V242L245 244L244 246H243V243H242V246L244 247V249H246L247 247V249L249 250V248H253V250L251 251V250H249L250 251V253L251 254H253V256L250 254V253H248V250H247V252L246 253H242L243 251V247H241L237 242H239L238 241V239ZM237 239V240H236ZM150 241V242H149ZM145 242V241H144ZM149 242V243H148ZM235 244V246L234 245H232V244ZM240 243V242H239ZM247 244V245H246ZM249 244L251 245V246H253V247H251V246H249ZM234 246V247H233ZM163 247V248H162ZM246 247V248H245ZM167 249V251H163V250H161V249ZM158 251H160V255H158ZM231 251V252H230ZM240 251H242V252H240ZM245 252V251H244ZM259 252H261V251H259ZM233 253V254H234ZM248 253V256L246 255ZM256 253H257V255H256ZM241 254V255H240ZM250 254V255H249ZM159 256V257H157L158 259H157V261H155V260H153V259H155L154 257H156V256ZM246 255V256H245ZM256 256V257H255ZM171 257V256H170ZM228 257V258H229ZM233 257H237V256H234L233 255ZM243 258H242V260H243ZM151 259H152V261H151ZM164 259V258H163ZM239 259H241V258H239ZM257 259V258H256ZM231 260V259H230ZM258 260V259H257ZM256 260V261H257ZM158 261H160V262H158ZM162 261V262H161ZM171 263H173V264H177V263H175L174 261L172 262V261H170ZM231 262V261H230ZM170 263V264H171ZM226 264H229V262L228 261H226L225 262ZM232 263V262H231ZM247 263V262H246ZM264 264L263 262L261 263V262H259V260L257 261V264ZM179 264V263H178ZM233 264V263H232Z\"/></svg>",
    "mask_w": 264,
    "mask_h": 264
},
{
    "label": "crops",
    "instance_id": "3",
    "mask_svg": "<svg viewBox=\"0 0 264 264\" xmlns=\"http://www.w3.org/2000/svg\"><path fill=\"white\" fill-rule=\"evenodd\" d=\"M205 9L214 13L213 19V15L207 11L213 26L228 38L240 37L249 21L246 14L242 25L234 24L229 28L221 25L220 22L226 23L227 19L224 16L225 4L220 0H208ZM190 31L191 26L187 19L176 17L168 20L162 32L163 38L156 39L140 69L131 79L128 93L134 101L149 106L157 105L161 101L170 85L174 69L178 68L184 57L183 48L186 46ZM97 51L98 45L95 42L84 41L74 56L75 65L83 70L93 71Z\"/></svg>",
    "mask_w": 264,
    "mask_h": 264
}]
</instances>
